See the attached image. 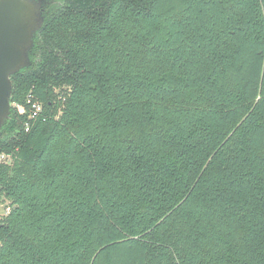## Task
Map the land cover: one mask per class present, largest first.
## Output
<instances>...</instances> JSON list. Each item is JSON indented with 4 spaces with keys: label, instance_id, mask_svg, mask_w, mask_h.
Listing matches in <instances>:
<instances>
[{
    "label": "trees",
    "instance_id": "1",
    "mask_svg": "<svg viewBox=\"0 0 264 264\" xmlns=\"http://www.w3.org/2000/svg\"><path fill=\"white\" fill-rule=\"evenodd\" d=\"M41 3L0 264H264V0Z\"/></svg>",
    "mask_w": 264,
    "mask_h": 264
},
{
    "label": "water",
    "instance_id": "2",
    "mask_svg": "<svg viewBox=\"0 0 264 264\" xmlns=\"http://www.w3.org/2000/svg\"><path fill=\"white\" fill-rule=\"evenodd\" d=\"M44 18L41 0H0V129L10 113V76L30 64Z\"/></svg>",
    "mask_w": 264,
    "mask_h": 264
},
{
    "label": "rangeland",
    "instance_id": "3",
    "mask_svg": "<svg viewBox=\"0 0 264 264\" xmlns=\"http://www.w3.org/2000/svg\"><path fill=\"white\" fill-rule=\"evenodd\" d=\"M7 205L8 204L6 202L0 200V216L7 212Z\"/></svg>",
    "mask_w": 264,
    "mask_h": 264
},
{
    "label": "built area",
    "instance_id": "4",
    "mask_svg": "<svg viewBox=\"0 0 264 264\" xmlns=\"http://www.w3.org/2000/svg\"><path fill=\"white\" fill-rule=\"evenodd\" d=\"M31 108L33 109V114H36L41 110V106L37 103H32ZM0 158H2V156ZM7 211H8V207H7Z\"/></svg>",
    "mask_w": 264,
    "mask_h": 264
}]
</instances>
